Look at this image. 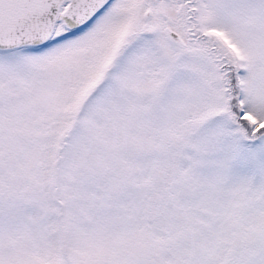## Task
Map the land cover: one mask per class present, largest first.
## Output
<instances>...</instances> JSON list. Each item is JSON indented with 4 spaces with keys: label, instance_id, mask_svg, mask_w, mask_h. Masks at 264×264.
Wrapping results in <instances>:
<instances>
[{
    "label": "snow or ice",
    "instance_id": "6c2138e0",
    "mask_svg": "<svg viewBox=\"0 0 264 264\" xmlns=\"http://www.w3.org/2000/svg\"><path fill=\"white\" fill-rule=\"evenodd\" d=\"M0 264H264V0H0Z\"/></svg>",
    "mask_w": 264,
    "mask_h": 264
}]
</instances>
